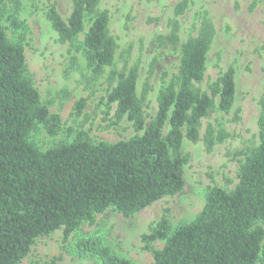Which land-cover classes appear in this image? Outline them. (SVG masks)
Returning a JSON list of instances; mask_svg holds the SVG:
<instances>
[{
  "label": "trees",
  "instance_id": "trees-1",
  "mask_svg": "<svg viewBox=\"0 0 264 264\" xmlns=\"http://www.w3.org/2000/svg\"><path fill=\"white\" fill-rule=\"evenodd\" d=\"M2 0H0L1 3ZM100 0H72L71 12L63 18L49 0L46 18L61 42L82 50L89 81L109 68L108 108L115 106V122L126 117L134 134L114 142L91 140L83 129L70 142L45 150L28 140L36 124L55 135L60 123L40 100L27 73L23 47L11 42L0 24V264H16L30 251L35 238L62 228L64 240L83 221L94 222L95 214L111 208L130 216L184 186L183 139H202L207 150L229 136L209 123L201 136V120L217 98V108L228 113L235 101V70L228 66L207 91L197 86L205 75L214 26L203 18L196 35L181 41L176 21L166 33L153 36L161 56L178 53L177 71L159 89L157 107L147 120L144 101L151 90L149 76L137 92L138 66L114 67L116 40L108 31L109 15L100 10ZM179 1L174 15L185 11ZM76 57L71 56V64ZM86 100L75 102L77 115ZM258 144L243 155L234 188L227 191L209 186L202 208L188 221L172 225L163 214L142 234L153 264H257L264 262V89L259 100ZM163 240L161 248L151 243ZM82 257L100 264H137L114 253L98 233L75 242Z\"/></svg>",
  "mask_w": 264,
  "mask_h": 264
},
{
  "label": "rangeland",
  "instance_id": "rangeland-1",
  "mask_svg": "<svg viewBox=\"0 0 264 264\" xmlns=\"http://www.w3.org/2000/svg\"><path fill=\"white\" fill-rule=\"evenodd\" d=\"M54 1L63 18L71 12L72 0ZM181 0H100V10L109 15L108 31L117 43L114 67L138 66L137 92L149 76L151 90L144 101L147 120L156 111L159 89L177 71L178 53L159 55L152 44L153 36L166 33L176 21L180 40L196 35L203 18L214 26V37L207 55L201 91L228 66L235 70V101L226 113L217 108V98L208 115L201 120V136L211 123L229 136L207 150L202 139H183L182 153L188 155L183 166L184 186L171 196H164L140 211L124 216L108 208L96 213L94 222L83 221L64 240L62 228L40 235L31 244L29 253L16 264H100L95 258L82 257L75 251V242L82 236L98 233L111 250L137 264H153V253L145 248L142 234L149 231L163 214L172 225L188 221L202 208L209 186L227 191L234 188L243 155L258 144L259 100L264 89V0H187L185 11L175 16L174 7ZM49 0H2L0 24L11 42L23 47L27 73L40 100L50 113L60 117L55 135H49L42 124H36L28 140L45 150L59 143L72 141L75 131L85 130L91 140L114 142L135 132L126 118L115 122V106L108 108L105 97L110 86L109 68L99 78L89 81L82 50L61 42L46 18ZM76 57L71 64V56ZM84 97L83 112L75 113L74 105ZM264 228V221H259ZM163 240L153 241L152 248H161ZM257 264H264L258 262Z\"/></svg>",
  "mask_w": 264,
  "mask_h": 264
}]
</instances>
